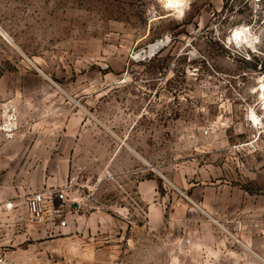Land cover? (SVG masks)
Masks as SVG:
<instances>
[{
    "label": "rangeland",
    "instance_id": "obj_1",
    "mask_svg": "<svg viewBox=\"0 0 264 264\" xmlns=\"http://www.w3.org/2000/svg\"><path fill=\"white\" fill-rule=\"evenodd\" d=\"M263 90L264 0H0V258L264 264Z\"/></svg>",
    "mask_w": 264,
    "mask_h": 264
},
{
    "label": "built area",
    "instance_id": "obj_2",
    "mask_svg": "<svg viewBox=\"0 0 264 264\" xmlns=\"http://www.w3.org/2000/svg\"><path fill=\"white\" fill-rule=\"evenodd\" d=\"M5 110L8 111L4 113V118H0V134L2 132L12 133V130L16 125V118L13 113L11 105H5ZM21 201L25 205L27 213L31 218L32 222H39L44 217H49L51 219H59L62 217L64 207L67 203V191L63 189H50L46 188L40 191H34L22 195ZM14 208V202L4 201L0 202V211L2 210H12ZM65 222L60 221V226H64ZM0 264H7L4 258H0Z\"/></svg>",
    "mask_w": 264,
    "mask_h": 264
},
{
    "label": "crops",
    "instance_id": "obj_3",
    "mask_svg": "<svg viewBox=\"0 0 264 264\" xmlns=\"http://www.w3.org/2000/svg\"><path fill=\"white\" fill-rule=\"evenodd\" d=\"M117 146V145H116ZM114 148V147H113ZM116 149V150H115ZM119 150L117 147L114 148V150L111 151V156L106 160V165L109 166L110 171L112 173V182L117 183L118 182V177L120 176V173H128V167L130 164H132V155L129 153H124L122 155L119 154ZM99 162V160H96ZM103 161L100 160V164L102 166ZM139 164V163H138ZM101 169V168H100ZM144 170L145 166L142 167V175H144ZM141 170L139 169L137 172H140ZM123 186L128 187L131 184H133L132 179H126L125 181L121 182Z\"/></svg>",
    "mask_w": 264,
    "mask_h": 264
},
{
    "label": "bare ground",
    "instance_id": "obj_4",
    "mask_svg": "<svg viewBox=\"0 0 264 264\" xmlns=\"http://www.w3.org/2000/svg\"><path fill=\"white\" fill-rule=\"evenodd\" d=\"M172 2H173V0H172ZM161 46H162L161 44H155V45L150 46L149 53L151 54L153 52H156L157 50L160 49ZM262 85H263V83H262ZM261 96H262V99L264 100V90H263Z\"/></svg>",
    "mask_w": 264,
    "mask_h": 264
}]
</instances>
